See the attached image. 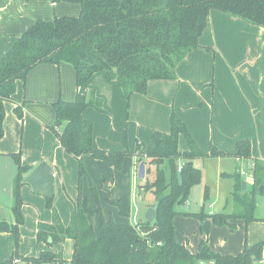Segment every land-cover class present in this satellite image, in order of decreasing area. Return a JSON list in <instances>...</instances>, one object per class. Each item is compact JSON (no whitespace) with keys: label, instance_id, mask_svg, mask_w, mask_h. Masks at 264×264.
<instances>
[{"label":"trees","instance_id":"obj_1","mask_svg":"<svg viewBox=\"0 0 264 264\" xmlns=\"http://www.w3.org/2000/svg\"><path fill=\"white\" fill-rule=\"evenodd\" d=\"M77 3L81 10L76 17H54L51 21H36L18 36L13 47L0 61V139L4 135L3 121L6 102L13 100L16 83L25 84L28 73L38 65L70 64L75 73L76 88L83 87L97 72H104L109 81L118 83L123 98L129 101L133 94L145 95L151 80L175 79V68L186 55L200 47L201 37L210 12L220 11L250 25L264 28V0H64ZM211 50L210 48H205ZM55 118L48 129L60 146L77 159L79 175L84 174L82 158L92 154L97 159L119 169L127 156L147 165L143 188L154 201L156 218L152 223H115L103 219L100 211L99 235L88 221L91 211L87 199L78 195L73 203L70 220L64 226L52 204L53 195L46 198L52 212L50 223L39 222L36 239L52 246L65 239L73 243L69 261L58 258L51 250L39 257H19L16 252L0 264H255L262 261L263 243L244 249L237 255H221L201 241L196 253L176 242L173 220L174 206L185 203L191 189L201 182V171L193 160L204 157H225L231 154L211 147L204 154L194 143L185 124L175 114L170 115V131H154L151 143H137L134 150H102L93 145V124L82 113L88 107L103 111L100 100L77 92L72 101L58 98L51 104ZM22 120L20 107L14 108ZM185 137L188 149L178 150L179 136ZM237 158L249 159V140L236 143ZM17 166L12 182L11 212L13 223L0 220V233L9 232L17 238L23 224L21 188L24 178L33 167L22 165L20 154H10ZM178 167L180 170L178 171ZM258 172L264 176L263 167L255 163L252 189L262 184ZM234 178L236 189L241 184L240 175ZM238 181V182H237ZM95 192V189L92 188ZM231 213H186L200 221V232L207 235L212 224L235 230L236 220L247 225L263 221L254 217L255 205L248 202L237 190L230 195ZM252 198V197H251ZM253 199V198H252ZM208 190L204 191V202ZM122 217L131 215V201L127 196L109 201ZM205 206V205H203ZM249 207V212L247 208ZM238 210V211H237Z\"/></svg>","mask_w":264,"mask_h":264},{"label":"crops","instance_id":"obj_2","mask_svg":"<svg viewBox=\"0 0 264 264\" xmlns=\"http://www.w3.org/2000/svg\"><path fill=\"white\" fill-rule=\"evenodd\" d=\"M80 10L77 3L64 0H0V61L18 36L36 21L76 17ZM199 45L178 63L175 79L149 81L146 94H133L129 103L123 98L118 83L107 80L104 72L95 73L83 87L76 88L74 69L68 63L38 65L28 73L25 84L18 81L13 100L4 104V135L0 139V220H13L12 182L17 166L10 154L19 153L22 165L33 168L45 162L53 171L54 188L67 184L66 179L70 183L73 181L77 159L60 146L48 125L55 118L51 104L58 98L72 101L77 92L85 94L88 100L91 96L100 100L101 108L105 109L100 113L94 107H88L82 113L84 119L94 124V143L98 148H122L131 144L134 138L148 144L154 131L169 133L170 115L173 113L185 124L194 143L204 154L209 153L211 147L231 154L193 160L194 166L201 171L200 186L207 177L199 167L201 162L216 168L215 178L219 182L224 179L231 181L232 186L223 206L226 209L228 198L236 190L234 178L228 175L238 173L245 189L253 182L255 163L264 169V28L213 10L199 38ZM125 106L129 109L127 116ZM16 107L22 111V120L14 112ZM100 117H103L101 121ZM127 122V125L134 123V126L130 128V139L123 141L116 137L115 132ZM242 140L250 142L249 159L232 156L236 143ZM187 149L185 137L180 135L178 150L184 152ZM134 161L131 173L133 178H138L139 165L144 162H138L135 157ZM144 168V178L138 179L145 184L146 164ZM244 170L249 179L240 174ZM29 191L33 192L30 185L24 182L21 194ZM142 191L144 195L147 193L144 188ZM76 199H70V203L65 200L64 205L71 206L69 213ZM153 205L146 203L141 217L137 215L138 219L132 225L144 221L146 210L154 209ZM230 207L228 213L233 212V205ZM131 208L133 212L137 210L132 202ZM213 208L214 203L211 202L206 213L214 214ZM139 210L138 207V214ZM61 217L67 222L68 217L62 214ZM234 223L237 229L244 221L236 220ZM182 243L191 253L197 252L199 245L195 250L189 248L186 241ZM220 254L231 255L226 252Z\"/></svg>","mask_w":264,"mask_h":264},{"label":"rangeland","instance_id":"obj_3","mask_svg":"<svg viewBox=\"0 0 264 264\" xmlns=\"http://www.w3.org/2000/svg\"><path fill=\"white\" fill-rule=\"evenodd\" d=\"M126 103H129V101H126ZM102 109L104 112L105 109L103 107ZM128 110L127 106H125V116H127ZM102 119L103 117H100L99 121ZM127 124L128 122L115 132L117 135L116 137L122 139L123 141H125V139H130V128L134 126V123L129 125ZM94 137L96 136L93 133V145L95 148H98L95 146ZM134 140L135 138L132 140L133 142L131 144H125L122 148H116V146H114L107 150L128 149L133 151L136 144L141 142L139 140ZM82 162L84 166V174L79 175V163L75 161L76 168L73 174V181L70 183V180L66 179L67 184L63 187L57 185L55 188L53 183L52 204L64 226H67L69 223V212L71 209L69 204L68 206L64 205L65 200H68L70 203V199H74L75 197H78V195H81L83 199L86 198L88 201V208L91 211L88 216V221L92 225L96 235H99L100 225V215L97 213V210L100 211L99 213L105 220L111 218L115 223L132 224L138 219L137 215L141 217L142 212L146 207V203H154L153 197L150 193L147 192L144 195L142 191L144 183L136 177L133 178L131 168L133 164L136 163L133 156H127L123 160L119 169L113 168L104 161L95 159L92 154H86L83 157ZM199 167L207 175L203 184L191 189L186 200L188 204H186L185 201V203L176 204L174 206V211L178 214L173 220V224L175 225L174 237L176 242L184 245L182 242L186 241L189 248L196 250L199 243L204 241L207 246H210L212 251L219 254H224V252H226V254L231 255L239 253L245 246L250 248L256 244L263 243L261 256L264 257L263 221H252V224L248 223L247 225L242 223L239 228L233 231L229 230L225 225L217 226L212 224L211 227H213L209 231L206 238L205 235H202L200 232L199 219L184 215L186 213L193 214L200 211H204L206 213L205 210L208 209V204L211 202L214 203L215 207L212 210L213 213H228L230 211L229 209H231L230 206L233 205L231 200L232 197H230L228 198V207L226 209L223 208L225 199L229 195V188L232 186L230 183L231 181L229 179H224L219 182L217 178H215L216 168L209 163H204L203 165L201 162ZM258 177L260 179L262 177V184L258 188L252 189V186L250 185L247 186V188L242 189V183H244V181L239 180L241 181V184L239 183L236 190L241 196L246 195L248 202H253L255 205L254 217L264 219V176L261 172H258ZM204 184L207 187H205ZM261 187L263 188L262 191L260 189ZM92 188L95 189V192L92 191ZM205 189L208 190V200L206 202H204ZM122 196H127L132 202L133 207H137V210L138 207L140 208L139 214L137 210L134 209L133 212L131 208L132 211L129 217H122L119 215L116 207L111 205L109 201H117ZM21 197L23 202L21 208L23 224L18 228L17 238L9 232L0 233V260L9 259L14 252H16L19 257L37 258L40 253L46 249L51 250L60 259L69 261L73 251V244L71 241H68V239L52 246L37 242L36 230L38 223H48L52 221V212L46 205V198L41 195H36L32 191H29L25 195L21 194ZM234 206L237 207L238 205L234 204L233 207ZM246 208L249 212V207ZM60 213L68 217L67 222L62 220ZM13 220L12 222H6L13 223ZM137 224L139 223L137 222ZM14 262L16 264H25L22 260L20 262L18 258Z\"/></svg>","mask_w":264,"mask_h":264},{"label":"water","instance_id":"obj_4","mask_svg":"<svg viewBox=\"0 0 264 264\" xmlns=\"http://www.w3.org/2000/svg\"><path fill=\"white\" fill-rule=\"evenodd\" d=\"M145 173L144 164L141 163L138 168V178L143 179ZM24 182L28 183L33 192L42 194L45 198H49L53 195V171L45 162L39 163L33 168L25 177ZM245 184H242L244 189ZM262 191V187L260 188ZM156 218V213L153 208L146 210L144 214V221L152 223ZM255 264H264V260Z\"/></svg>","mask_w":264,"mask_h":264},{"label":"built area","instance_id":"obj_5","mask_svg":"<svg viewBox=\"0 0 264 264\" xmlns=\"http://www.w3.org/2000/svg\"><path fill=\"white\" fill-rule=\"evenodd\" d=\"M180 170V167H178V171ZM240 174L241 175H245L246 177V179H249V177H248V175L244 172V171H242V172H240ZM250 179H251V176H250Z\"/></svg>","mask_w":264,"mask_h":264}]
</instances>
